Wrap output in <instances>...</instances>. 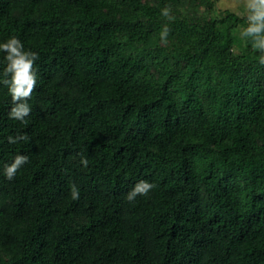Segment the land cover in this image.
Instances as JSON below:
<instances>
[{"label":"trees","instance_id":"trees-1","mask_svg":"<svg viewBox=\"0 0 264 264\" xmlns=\"http://www.w3.org/2000/svg\"><path fill=\"white\" fill-rule=\"evenodd\" d=\"M204 2L0 0V40L38 53L25 122L0 84V169L29 156L0 173V264H264V52Z\"/></svg>","mask_w":264,"mask_h":264},{"label":"clouds","instance_id":"clouds-1","mask_svg":"<svg viewBox=\"0 0 264 264\" xmlns=\"http://www.w3.org/2000/svg\"><path fill=\"white\" fill-rule=\"evenodd\" d=\"M247 24L244 26L239 35L246 42L250 43L253 49L264 52V0H247ZM161 14L170 16V10L165 7L161 9ZM168 27L164 26L160 33L161 39L166 40ZM0 52L4 54L3 73L5 79H0V84L7 85V93L11 97V107L7 113L9 119L25 122L26 117L32 111L29 98L32 96L34 89L38 86V71L35 67L38 59V53L31 49H26L24 42L17 36L13 35L6 40H0ZM260 62L264 63V55L260 57ZM28 137L21 133L16 136L7 137L9 144H16L19 141L27 140ZM29 161V156L16 153L10 163H5L0 173L7 180H12L19 169ZM87 164V160H82ZM154 184L147 180L138 181L127 194L128 200H133L138 194L146 195ZM79 189L73 185L71 187V197L78 199Z\"/></svg>","mask_w":264,"mask_h":264},{"label":"rangeland","instance_id":"rangeland-1","mask_svg":"<svg viewBox=\"0 0 264 264\" xmlns=\"http://www.w3.org/2000/svg\"><path fill=\"white\" fill-rule=\"evenodd\" d=\"M247 0H205V2L200 6L202 11H206L209 14V17L213 18H222L226 13L235 14L241 18L247 17ZM243 26L238 27L235 31V44L233 48L236 54L242 56L244 53H250L253 50L251 44L246 42L243 38L240 37L239 33ZM226 46L227 42H226ZM260 51V50H258ZM163 59V58H160ZM173 61L170 60V63H167L168 66H171ZM199 72H196L194 77H189L188 80H185L186 87L191 91L195 86H204L210 87L216 83L218 78V73L216 74L212 69L209 71L206 70V67L199 69ZM199 82L201 84H196ZM183 83H177L176 86L179 88Z\"/></svg>","mask_w":264,"mask_h":264}]
</instances>
